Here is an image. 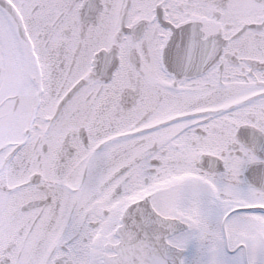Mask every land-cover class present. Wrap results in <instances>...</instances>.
<instances>
[{
  "label": "snow or ice",
  "instance_id": "obj_1",
  "mask_svg": "<svg viewBox=\"0 0 264 264\" xmlns=\"http://www.w3.org/2000/svg\"><path fill=\"white\" fill-rule=\"evenodd\" d=\"M0 264H264V0H0Z\"/></svg>",
  "mask_w": 264,
  "mask_h": 264
}]
</instances>
